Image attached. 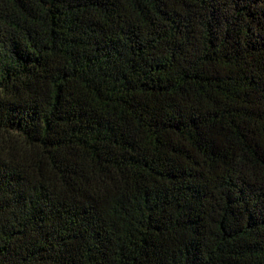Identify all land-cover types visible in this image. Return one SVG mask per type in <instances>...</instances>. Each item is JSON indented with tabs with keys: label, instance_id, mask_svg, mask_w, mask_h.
<instances>
[{
	"label": "trees",
	"instance_id": "16d2710c",
	"mask_svg": "<svg viewBox=\"0 0 264 264\" xmlns=\"http://www.w3.org/2000/svg\"><path fill=\"white\" fill-rule=\"evenodd\" d=\"M0 264H264V0H0Z\"/></svg>",
	"mask_w": 264,
	"mask_h": 264
}]
</instances>
